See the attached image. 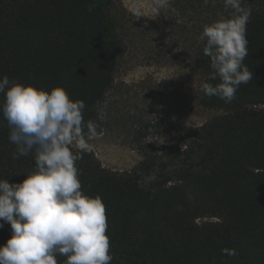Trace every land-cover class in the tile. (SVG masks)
<instances>
[{
  "label": "trees",
  "instance_id": "16d2710c",
  "mask_svg": "<svg viewBox=\"0 0 264 264\" xmlns=\"http://www.w3.org/2000/svg\"><path fill=\"white\" fill-rule=\"evenodd\" d=\"M245 6L251 16L244 64L253 79L230 103L200 90L204 82L219 83L199 36L205 25L230 16L222 0H170L153 23L159 30L164 20L172 36H185L190 64L203 74L187 100L220 115L168 148L148 142L149 126L138 130L141 160L130 172L104 168L92 150L76 162L84 194L105 205L111 264H264V0ZM109 16L97 0H0V78L63 87L84 102V120L94 122L97 134L100 107L127 52L118 24L107 31ZM15 151L0 115V179L9 183L22 182L35 167L33 154L13 159ZM0 223L2 246L11 228ZM56 259L65 264L66 257Z\"/></svg>",
  "mask_w": 264,
  "mask_h": 264
},
{
  "label": "clouds",
  "instance_id": "9594fccd",
  "mask_svg": "<svg viewBox=\"0 0 264 264\" xmlns=\"http://www.w3.org/2000/svg\"><path fill=\"white\" fill-rule=\"evenodd\" d=\"M210 0H203L208 5ZM215 3L216 0H211ZM230 16L203 27L199 36L203 54L219 79L204 82L201 92L230 103L241 84L253 79L244 64L251 8L246 0H222ZM170 0H154V15ZM140 18V12H136ZM0 115L16 145L13 159L33 154L35 167L20 183L0 179V221L10 225L11 236L0 246V264H111L105 205L99 196L85 195L76 162L91 151L84 129L95 135L94 122L84 120L85 104L72 100L66 90H50L0 78ZM72 145L78 151L72 150ZM3 227V223H0ZM222 253L235 256L236 250Z\"/></svg>",
  "mask_w": 264,
  "mask_h": 264
},
{
  "label": "rangeland",
  "instance_id": "374dc122",
  "mask_svg": "<svg viewBox=\"0 0 264 264\" xmlns=\"http://www.w3.org/2000/svg\"><path fill=\"white\" fill-rule=\"evenodd\" d=\"M97 3L109 10L107 31L118 24L127 52L119 62L115 84L100 107L101 129L85 139L104 168L130 172L141 160L134 142L138 130L149 126L148 142L168 148L179 134L221 112L187 100L188 93L202 82L203 74L190 64L185 36H172L164 20L157 24L159 30L154 29L158 17L153 13L154 0ZM163 10L166 7L160 12ZM71 147L78 150L75 145Z\"/></svg>",
  "mask_w": 264,
  "mask_h": 264
}]
</instances>
